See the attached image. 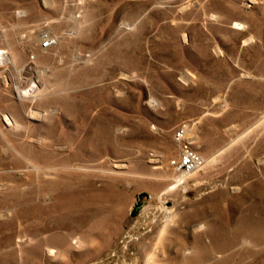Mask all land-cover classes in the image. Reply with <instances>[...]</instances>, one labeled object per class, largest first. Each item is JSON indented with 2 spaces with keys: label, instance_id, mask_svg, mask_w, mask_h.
Returning a JSON list of instances; mask_svg holds the SVG:
<instances>
[{
  "label": "rangeland",
  "instance_id": "rangeland-1",
  "mask_svg": "<svg viewBox=\"0 0 264 264\" xmlns=\"http://www.w3.org/2000/svg\"><path fill=\"white\" fill-rule=\"evenodd\" d=\"M0 264H264V0H0Z\"/></svg>",
  "mask_w": 264,
  "mask_h": 264
},
{
  "label": "built area",
  "instance_id": "built-area-1",
  "mask_svg": "<svg viewBox=\"0 0 264 264\" xmlns=\"http://www.w3.org/2000/svg\"><path fill=\"white\" fill-rule=\"evenodd\" d=\"M52 44L53 40L48 36L45 35L42 37L40 44L42 48L50 47ZM175 136L179 140L182 139L184 136V128H179ZM200 161V156L194 150H192L188 146H183L179 158L176 161L172 162V164L176 170L186 174L195 170L200 164Z\"/></svg>",
  "mask_w": 264,
  "mask_h": 264
},
{
  "label": "bare ground",
  "instance_id": "bare-ground-1",
  "mask_svg": "<svg viewBox=\"0 0 264 264\" xmlns=\"http://www.w3.org/2000/svg\"><path fill=\"white\" fill-rule=\"evenodd\" d=\"M183 174L185 175V173H183ZM184 175H183V176H184Z\"/></svg>",
  "mask_w": 264,
  "mask_h": 264
}]
</instances>
